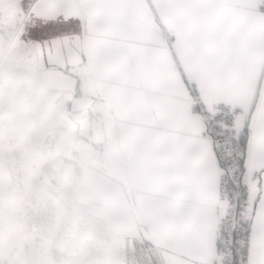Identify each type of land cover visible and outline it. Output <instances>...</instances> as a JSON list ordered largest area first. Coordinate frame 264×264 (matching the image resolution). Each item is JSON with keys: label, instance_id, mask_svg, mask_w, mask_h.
I'll use <instances>...</instances> for the list:
<instances>
[{"label": "snow or ice", "instance_id": "6c2138e0", "mask_svg": "<svg viewBox=\"0 0 264 264\" xmlns=\"http://www.w3.org/2000/svg\"><path fill=\"white\" fill-rule=\"evenodd\" d=\"M6 100L54 139L0 188V264H120L133 234L136 264H264V0H0ZM41 195L100 219L108 254L59 251Z\"/></svg>", "mask_w": 264, "mask_h": 264}, {"label": "crops", "instance_id": "0c3cea01", "mask_svg": "<svg viewBox=\"0 0 264 264\" xmlns=\"http://www.w3.org/2000/svg\"><path fill=\"white\" fill-rule=\"evenodd\" d=\"M6 115H3L2 113V116L0 117L7 120L9 131H15L17 129L15 126L20 125L22 131L28 132V129L37 126L41 119L40 111L37 105L33 110V114L31 116H27V119H30V121H13V117ZM56 130L59 131V127ZM28 135L29 137H35L30 133ZM42 137H49L51 141L54 139L52 135H46ZM55 139L56 143H59L61 137L56 136ZM65 156L67 160L74 159L71 153H66ZM27 163L28 162L22 164L27 166ZM67 173L69 176H72L74 175V170L68 166ZM21 180H19L20 182L17 184V187H19L18 191L23 189L24 183H22ZM5 183L0 184L5 187V185L8 184ZM67 186L69 188L72 187L71 184H68ZM4 187L2 192L5 199L14 196L16 192H6ZM36 198H38L36 194H31L29 196V199ZM39 198L47 200L45 219L43 223L39 225V227L43 230L45 235L53 234L57 236L56 247L59 251L64 253L82 251L85 255L95 254L97 252L104 255L108 254L109 248L104 236L105 230L102 227V221L100 219L91 216L86 209L74 204L71 199H66L64 201V207L58 214L56 201L47 199V197L44 195H41ZM93 233H95V242L93 246L91 248L83 246V238L86 236H91ZM142 246L146 245L134 234L130 235L126 242L122 240L120 242V264H136V258L133 256V249L135 248L138 253ZM167 261L168 257L162 249L158 250L153 256V264H167Z\"/></svg>", "mask_w": 264, "mask_h": 264}, {"label": "rangeland", "instance_id": "374dc122", "mask_svg": "<svg viewBox=\"0 0 264 264\" xmlns=\"http://www.w3.org/2000/svg\"><path fill=\"white\" fill-rule=\"evenodd\" d=\"M7 103L6 100L3 115L7 114L13 117V121H30L27 116H31L36 107V103L33 102L32 106L26 109L22 115H18L15 110L10 111L8 109ZM0 123H2L4 129L3 135L0 137V183H8L5 187L0 184V188L3 189L4 187L6 192H17L19 190V187H17L19 180L25 179L29 168L33 167L31 161L33 153H47L53 141L49 137H29V132L22 131L20 125L15 126L17 128L15 131H9L7 120L1 117ZM26 162H28L27 166L22 164ZM34 166L43 169L45 172L48 171L47 161L43 158L38 165ZM21 182L24 183V180H21Z\"/></svg>", "mask_w": 264, "mask_h": 264}, {"label": "built area", "instance_id": "2783aa9c", "mask_svg": "<svg viewBox=\"0 0 264 264\" xmlns=\"http://www.w3.org/2000/svg\"><path fill=\"white\" fill-rule=\"evenodd\" d=\"M216 264H227V257L224 251L218 253L216 257Z\"/></svg>", "mask_w": 264, "mask_h": 264}]
</instances>
